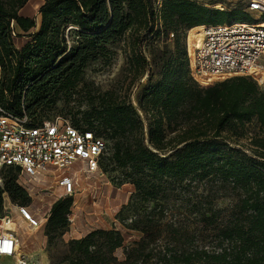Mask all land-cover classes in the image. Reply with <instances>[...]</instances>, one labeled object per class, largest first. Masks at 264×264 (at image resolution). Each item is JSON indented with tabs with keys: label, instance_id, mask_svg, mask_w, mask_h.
Returning <instances> with one entry per match:
<instances>
[{
	"label": "trees",
	"instance_id": "1",
	"mask_svg": "<svg viewBox=\"0 0 264 264\" xmlns=\"http://www.w3.org/2000/svg\"><path fill=\"white\" fill-rule=\"evenodd\" d=\"M155 1L45 0L37 24L33 16L21 13L28 0H0L3 107L17 114L24 110L33 124L49 119L38 112L54 105L59 94L74 90L85 68L98 60L108 61L110 48L123 41L124 70L130 82L148 76L137 96L138 108L116 91H93L82 118L72 122L109 142L99 165L105 159L111 169L121 170L144 201L157 199L167 181L217 182L236 196L228 222L219 229L216 250L153 253L148 238L160 217L149 211L128 224L139 233L129 245L115 227L94 229L70 240L66 264H264V87L249 76L199 86L190 75L186 47L179 38L201 25L251 22L252 17L241 4L220 9L218 4L212 8L195 0H161L157 22ZM162 29L173 33V47L147 56L145 38ZM253 119L258 131L247 137L251 147L247 154L232 142L247 136L246 123ZM16 171L12 166L1 170L0 216L4 196L22 207L30 201ZM71 205V197L53 200L46 226L53 231L64 228ZM208 211L207 216L201 214L206 223L219 213ZM164 226L175 238L180 236L172 224ZM117 249L122 251L121 259Z\"/></svg>",
	"mask_w": 264,
	"mask_h": 264
},
{
	"label": "rangeland",
	"instance_id": "2",
	"mask_svg": "<svg viewBox=\"0 0 264 264\" xmlns=\"http://www.w3.org/2000/svg\"><path fill=\"white\" fill-rule=\"evenodd\" d=\"M45 0H28L21 13L33 16L37 24L39 22V8ZM196 2L212 6L218 4L220 9H230L239 6V0H195ZM252 16L253 12H249ZM192 29L180 34V42L186 47V36L188 44L191 45ZM67 32V30H66ZM68 42L75 40L73 32L69 33ZM124 42L120 41L110 49L113 52L108 61L98 60L90 63L84 70L82 82L71 92L61 93L56 97L54 105L44 108L38 112V116L46 118L59 117L62 120L73 122L81 119L84 111L88 109V101L93 91H116L125 97L137 109V96L142 91L148 76L144 75L139 81L130 82L131 76L127 75L126 58L123 52ZM146 54H152L161 49L173 47V38L166 33L159 32L156 36L146 37ZM215 83V82H214ZM199 84V83H198ZM199 84V86H209ZM264 87V86H262ZM143 117V113L138 110ZM144 123L147 120L144 119ZM247 136L240 138L232 145L250 154L249 139L253 133L258 131L255 120L246 123ZM108 152L109 142L104 140ZM81 162H77L67 170V175L75 178L73 190L70 194H64L51 175L46 174L44 178L37 180L28 179L23 173L16 171L18 182L26 187L30 201L24 206L29 213L38 221L35 228L27 226L18 215V203L11 202L4 196L3 204L7 206V212L11 211L17 221L15 229L19 239L20 249L29 257L34 264H66L65 256L68 253L70 240L81 238L88 231L115 227L120 229L124 235L125 244L129 245L135 240L139 233L127 228L128 224L135 220V216L149 212L154 218L160 217L158 222L152 224L149 233L148 248L153 253L161 252L163 249H176V251H187L191 249L216 250L219 248V229L228 222L229 212L235 202L236 196L219 185L217 182L196 183H163L157 199L144 201L140 198L134 185L125 179L119 169H111L107 161L103 159L102 165L92 173L80 170ZM5 173V171H4ZM3 173V174H4ZM3 176L0 185H2ZM71 197V213L68 214V224L58 230H51L46 226L49 207L57 198ZM208 210H217L216 218L206 223L201 218L209 214ZM4 213V211H3ZM164 224H172L178 229L180 236L176 237L167 232ZM160 230L161 232H154ZM118 259H121V249L116 250ZM5 264L10 260L4 259ZM153 262V260H152ZM153 264V263H152Z\"/></svg>",
	"mask_w": 264,
	"mask_h": 264
},
{
	"label": "built area",
	"instance_id": "3",
	"mask_svg": "<svg viewBox=\"0 0 264 264\" xmlns=\"http://www.w3.org/2000/svg\"><path fill=\"white\" fill-rule=\"evenodd\" d=\"M246 12H253L251 22L226 20L201 25L200 35L186 51L190 75L199 84V77L214 76L222 81L233 76H249L264 86V0H239ZM161 0L154 2V16L160 21ZM188 32V31H187ZM186 32V35H187ZM173 38V33L167 34ZM257 71L261 73L258 75ZM257 75V76H256ZM213 82V83H214ZM24 110L17 114L0 104V183L4 167H17L30 180L46 174L57 179L64 194L73 190L75 178L65 172L81 162L80 170L92 173L99 168L105 153V141L93 131L73 125L59 117L33 124ZM0 216V264H34L20 249L15 229L17 221L3 204ZM19 217L35 228L39 221L24 207Z\"/></svg>",
	"mask_w": 264,
	"mask_h": 264
},
{
	"label": "bare ground",
	"instance_id": "4",
	"mask_svg": "<svg viewBox=\"0 0 264 264\" xmlns=\"http://www.w3.org/2000/svg\"><path fill=\"white\" fill-rule=\"evenodd\" d=\"M261 24H264V23H261ZM200 30H195V31H192V34H193V39H192V43L193 41H195V39L200 35V32H201V26H198ZM188 40V39H187ZM191 43V44H192ZM190 46L188 44V47L190 49ZM261 72L260 71H257V74L259 75ZM257 76V75H256ZM215 77L214 76H205V77H199V81L201 84L203 85H207L208 83H213L215 81Z\"/></svg>",
	"mask_w": 264,
	"mask_h": 264
}]
</instances>
